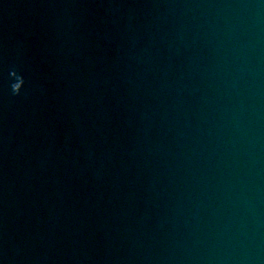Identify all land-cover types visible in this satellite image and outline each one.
<instances>
[{
    "label": "water",
    "instance_id": "water-1",
    "mask_svg": "<svg viewBox=\"0 0 264 264\" xmlns=\"http://www.w3.org/2000/svg\"><path fill=\"white\" fill-rule=\"evenodd\" d=\"M0 264H264V0H0Z\"/></svg>",
    "mask_w": 264,
    "mask_h": 264
},
{
    "label": "clouds",
    "instance_id": "clouds-1",
    "mask_svg": "<svg viewBox=\"0 0 264 264\" xmlns=\"http://www.w3.org/2000/svg\"><path fill=\"white\" fill-rule=\"evenodd\" d=\"M9 80V89L12 96L24 94L26 80L24 75L15 66L9 70Z\"/></svg>",
    "mask_w": 264,
    "mask_h": 264
}]
</instances>
